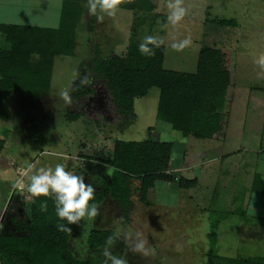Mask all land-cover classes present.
<instances>
[{"label": "rangeland", "instance_id": "obj_1", "mask_svg": "<svg viewBox=\"0 0 264 264\" xmlns=\"http://www.w3.org/2000/svg\"><path fill=\"white\" fill-rule=\"evenodd\" d=\"M152 2L155 5L153 12H132L134 18L127 10L115 12L118 13L116 18L114 15L102 14L103 19L98 20L104 22L101 27L96 24L91 25V13L86 5L83 6V10H85L82 11L80 23L76 27L74 55L55 57L52 84L48 93L43 94L39 99H22V94L17 92L6 101L11 116L6 119L0 113V177L10 184L21 177L23 178L22 183H24L28 182L30 175L38 169L54 168L59 163L63 164L66 170L83 175L85 183H92L96 189L92 173L95 171L94 174L97 173L99 179L101 178L100 164L97 162L103 161L105 158L99 159L98 152L94 150L95 142L108 143L111 146L115 140L140 142L155 139V134L160 135L159 140L173 143V164L179 166L184 158V162L181 164L183 168L193 166L190 171H183L184 177L193 178L198 174L199 171L195 170V167L201 162L200 156L204 146L209 144L192 137L182 138L178 132L167 134L155 130L157 125V88H151L145 97L137 100L135 104L137 119L123 129L114 128L109 123L107 102L101 92L88 98L83 104H77L71 108L73 112L80 111L82 115L80 118L73 121L66 118L68 99L64 97L63 93L67 91L69 94L70 82L74 79L88 77L90 54L95 46L100 48L103 57L111 54L121 55L126 43V21L132 25V33L130 31L132 38L129 45L138 47L146 35H153L162 40L161 44L166 48L163 67L167 70L191 71L197 59L196 50L202 45L201 41L205 36L207 39L204 44L207 46L220 49L224 47V43L218 42L221 39V41L231 43L233 50L231 49L230 52L234 54H232V58L237 52L234 71V81L237 82V85L240 83L255 84L257 87L264 88V69L254 63L256 57L264 53V0H183V6L187 9V13L183 20L176 25L167 23L166 18L169 10L166 7V0H152ZM234 11L242 12L240 13L242 18L239 17V13L237 16ZM236 16L243 23L240 28L222 25L220 22L222 19L233 20L230 18ZM165 24H167L166 27ZM101 29L106 30L109 37H100L99 30ZM186 37L191 38L192 42L189 46L179 51L171 47L172 43ZM86 38H90V40L88 41ZM234 38L239 39L237 44L232 41ZM9 48V44L0 37V50ZM259 93L262 103L256 107L250 104L248 112L245 113L247 119L254 115L264 116V93L261 91ZM242 94L239 92L237 100L240 104L244 100ZM91 111H97L106 124L97 127L88 118ZM242 120L243 118L235 116L230 120L231 129L229 128L227 141L230 150H241L239 145L244 140L241 138L242 129L239 127L243 125ZM148 126H151L152 130H148ZM106 135L108 139L103 141L107 137ZM103 149L105 154L109 151L107 145ZM254 157H256L255 154L240 151V153L230 155L226 161L241 162L246 160L253 169L255 168ZM215 167L213 166L212 169ZM18 171L23 175L20 176ZM238 179L235 180L236 186L242 182L240 179L239 182ZM208 181L204 179L201 187L193 192L178 191L184 195L186 200L194 196L193 204L190 201L189 203L185 201L182 208H178L176 205L179 198L178 192H176L177 187L170 183H155L154 189L150 190L149 195V200L155 202L154 205H143L138 202L137 196H134L136 222L128 226L147 237L157 253L155 256L142 257L129 250L139 258L142 264H202L207 248L208 212L214 209L221 211L217 207L218 204L212 202L209 205L207 202L210 196V188L207 187ZM135 185L133 184L132 187ZM224 187L226 186L218 184L216 189L220 191ZM240 188L242 190L241 195L237 198V204L241 207H237V204L233 203L228 209L225 208L226 211H221L228 213L230 217L233 216V219L230 218L232 220H229L228 224L221 223L217 230L219 251L221 254L227 252L231 256H250L252 254L264 256V196L252 194L249 185L245 187L241 185ZM15 190L19 191L17 188ZM197 194L200 195V200ZM25 195V198L28 195L31 197L26 188ZM164 204L167 206H163ZM28 206V203L25 206L24 204L20 205L15 209V216L11 218L7 216L6 220L26 221ZM205 214H207L208 223L206 231L203 229ZM242 214L248 216L249 219L260 217L262 227L260 229L263 233L257 228L259 225L244 224L239 217ZM71 228L70 250L76 257L85 258L88 252L87 233L91 228L98 227L85 219L78 224L71 225ZM15 232L21 234L17 228ZM120 240L129 249V245L123 239ZM73 241L75 250L71 249ZM241 244L245 245L239 246Z\"/></svg>", "mask_w": 264, "mask_h": 264}, {"label": "trees", "instance_id": "obj_2", "mask_svg": "<svg viewBox=\"0 0 264 264\" xmlns=\"http://www.w3.org/2000/svg\"><path fill=\"white\" fill-rule=\"evenodd\" d=\"M87 4L88 0H63L59 25L52 29L0 25V37L10 47L0 50V113L6 119L11 116L6 98L12 93L20 92L35 99L48 93L54 57L73 55L76 27ZM118 9L151 13L155 5L152 0H118ZM220 22L235 25L234 20ZM130 42L131 37L121 55L103 57L99 47L91 50L88 77L76 78L70 84L67 120L80 118V111L73 112L71 108L101 92L107 102L109 123L128 124L136 118L134 98L144 97L151 88H157L156 126L164 124L198 140L222 138L225 114L233 97L232 53L203 44L195 72L182 73L163 67V45L154 49V55L144 56L138 47L129 45ZM88 118L97 127L106 124L97 111H91ZM171 151L169 142L113 141L110 155L102 161L112 169L111 177L96 187L95 202L100 205L109 197L116 205L121 225L128 226L133 221L132 198L136 195L139 203L150 205V190L156 182H176L180 189L195 188L196 179L179 177L175 180V176L169 174ZM133 181L138 182L136 188L132 187ZM0 190V197L5 199L10 192L7 183L0 182ZM251 192L264 196L263 176L259 173L253 176ZM44 200L48 205L46 212L40 210ZM208 215L207 248L202 264H264V256L259 254H221L217 230L221 223L229 222L230 216L216 210H210ZM239 217L244 224L261 225L260 217L251 220L243 214ZM12 223L21 234H0V264H103L101 250L107 237L114 235L111 230H89L86 257H75L69 245L71 225H68L70 232L57 231L53 200L46 197H31L26 221L12 220ZM113 250L126 253L129 264H142L121 240L116 241Z\"/></svg>", "mask_w": 264, "mask_h": 264}, {"label": "crops", "instance_id": "obj_3", "mask_svg": "<svg viewBox=\"0 0 264 264\" xmlns=\"http://www.w3.org/2000/svg\"><path fill=\"white\" fill-rule=\"evenodd\" d=\"M62 3H63V0H0V25L20 26V27H36V28H41V29L56 28V27H58L59 22H60ZM86 7H87V5H86ZM120 10H122V9H117L116 12H119ZM130 12L132 14V18H134L132 11H130ZM234 13H236V11H234ZM238 13H236V15L238 14L239 17L242 18L241 14H240L242 12H238ZM117 16H118V13H115L114 17L116 18ZM237 16L234 18H230V19L236 20V21L234 20L235 25L233 27H235V28L239 27L240 28L243 23L240 20V18L238 19ZM91 18H92V21H91L92 26H94L96 24V25H99L101 27L102 24H104L103 21H100V22L98 21L99 19H97V15H95V14H91ZM126 22H127L126 27H125V29H126V43L124 44V50L121 52V54L126 51V48L128 46V42L130 39L129 38L130 37V31L132 33L131 23L128 21H126ZM92 28H90L91 31H92ZM99 36L104 37V38L109 37V36H107V31L104 29L99 30ZM131 38H132V35H131ZM86 39H88V41L90 40V38H86ZM206 39H207V37L204 36V38L201 41L202 45L200 46V48L205 43ZM219 41L221 43H224V47H222L220 49L229 50V51L233 50L231 43H228L227 41H221V39L218 40V42ZM232 41L235 44H237V41H239V39L234 38V39H232ZM161 45H163V44H161ZM200 48H198V50H196L197 51L196 57L198 55ZM213 48H216V47H213ZM165 49L166 48L164 47V53H165ZM216 49H219V48H216ZM56 56H58V55H56ZM55 57H54V59H55ZM233 58H234V62H233V69H232V73H231L232 84H233V97H232V100H231V103L229 106L228 113L225 114V124H224L223 130H222L224 136L222 138L217 139V140H199V141L208 142L207 144H209V145H205L204 149L201 151V154H202L200 156L201 162L198 163L197 166L195 167V170L197 169L199 172L195 177L186 178L182 175L184 170L190 171L191 167H193V166L183 168L181 166V164L184 162V158H183V160L179 166H178V164H173L174 161L172 160V151H171L170 165H169V171H168L169 174H172L175 176V180H177L179 177H182V178L187 179V180H191V179L197 180V186L195 188H190V189H180V188H178L176 182L170 183L173 186L177 187L176 192H178L180 190L183 192H187V191L193 192L197 188L201 187V183L203 182L204 179H206L208 181L210 178V181L207 182L208 183L207 187L210 188V196H209V199L207 202H209V205L212 202L218 204L217 207L221 211H226L225 208L228 209L229 207H231V205L233 203H234V205L237 204V202H238L237 198L241 195V190H242L240 188L241 185L242 186L244 185V187L249 185V188L251 190L252 180H253V176L255 173L261 174L263 176V181H264V158H263V154H264V116L263 117H257L256 115H254L252 117L249 116L250 118L247 119V116H246L247 114H245L248 112V109L250 108V104L253 105L254 107H256L260 103H262L261 102L262 98L259 96L260 95L259 92L261 91L264 93V88L257 87L255 84H250V85L246 84L245 85L244 83H240V85H237V82L234 81V71L236 68L235 67L236 66L235 61L237 60V52L235 53V57L233 56ZM163 63H164V59H163ZM196 63H197V59H196ZM196 63L194 65V68L192 67L191 71H177V70H171V71L182 72V73H194L195 69H196ZM53 66H54V61H53ZM190 66H192V64ZM52 76H53V68H52V75H51V79H50V87L52 84ZM71 83H72V81L70 82V84ZM69 88H70V86H69ZM239 92H242L243 93L242 97H244L243 103H241V104H240V102L239 103L237 102ZM15 93H17V92H15ZM15 93H12L8 98H6V101L8 99L12 98ZM18 93H20V92H18ZM21 94H22V96H21L22 99H26V98L35 99V98H32L26 94H23V93H21ZM141 98L142 97L134 98V100H133V110H134V114L136 116L134 121H136V119H137V114L135 112V104H136L137 100L141 99ZM37 99H39V98H37ZM158 99H159V90H158V95H157L156 110H157V105H158ZM233 116L240 118V119L243 118V120H242L243 125H241L239 128L242 129L241 138H242V140H244V142L241 145H239V148L241 149L239 151L236 149L230 150L227 146L228 145V143H227L228 131L230 128V120ZM134 121H132L128 124H119V125H112V126L114 128L116 127V128L123 129L124 127L132 124ZM151 126H148L147 129L152 130ZM155 130L157 132L167 133V134H171L172 132H178V131L172 130L169 126H166L164 124L160 125V126H155ZM178 133L182 136V138H191L192 137L193 139H196L191 134H189L187 136H183L181 132H178ZM255 134H257V135H255ZM159 136L160 135L155 134L156 138L155 139H149V140L161 141V140H159ZM107 139H108V136L106 138H104L103 141H106ZM196 140H198V139H196ZM161 142H164V141H161ZM169 143L172 144V149H173V143L172 142H169ZM93 145H94V150H96V152H98L99 159L106 158L110 155V147H111L110 144H108V143L104 144L103 142H100V143L95 142ZM106 145L108 146L109 151L105 154V153H103V151H104L103 147ZM240 151L241 152L245 151V153L248 152V153L256 155V157H254L255 158V163H254L255 168L251 169L252 166L248 165L246 160L245 161L242 160L241 162L240 161H235V162L226 161L229 159L230 155L240 153ZM97 163L100 164V173L102 174V176L99 179L98 174L97 173L94 174L95 171L92 173L94 180H95V187H98L99 185H101V183L109 180L111 177V173H112V169L109 168L108 166H106L101 160H99ZM210 164H212V165L209 166ZM222 165L225 167H223ZM213 166H216V167L214 169H212ZM207 176H208V178H206ZM236 178H239L240 180H242L240 185L237 184L239 186V188H238V186H236V182H235ZM239 179H238V181H239ZM0 182L7 183L8 187L10 189V192L8 193V195L6 196L5 199L0 197V234L16 235V232H15L16 226L12 223V221H8L6 219H7V216H10V218L15 216V209H17L20 205L22 206L24 204V206H25L27 203L28 204L30 203L31 197H29V195H28V197L25 198V196H26L25 195V188H26L29 181L22 183L23 178H20V179L18 178V179H15L12 184H10L7 180L0 177ZM133 184H136L135 187H137L138 182L133 181ZM218 184L222 185V186H226V187H224L220 191L219 190L217 191L216 187H218ZM15 188H17V190H19V191H16ZM170 188H172V187H170ZM217 193H218V196H217ZM214 194H215V197H214ZM197 196H198V199L200 200V195L197 194ZM242 196L244 197L243 193H242ZM23 197H24V199H23ZM178 197L179 198L177 199V202H176V205L178 206V208H182V206L185 205V201H187L188 203L190 201L193 204L194 196L191 199L186 200L184 198V195L181 192H178ZM133 198H132V201H133L134 206H133V211H132V220H133L132 223H135L136 222L135 221L136 218L134 216L135 202H134ZM244 199H245V197H244ZM154 204H155V202H151L150 205H154ZM98 206H99V214L94 220L91 221L93 225H96V227H98L95 229L111 230L114 232L115 225L117 223H119L121 225L120 219H119L118 214H117V209H116L115 203L109 197H106L104 199V201ZM163 206H167V205L164 204ZM239 206L241 207V205L237 204V207H239ZM112 208H113V211H112ZM214 210H216V209H214ZM216 211H219V210H216ZM221 211H219V212H221ZM223 213H226V212H223ZM111 216H113V218H111ZM160 216L162 217V215H160ZM160 216H158V217H160ZM230 218L233 219V216ZM15 220H17V219H15ZM124 227H131V226H124ZM257 228H259V230L262 229L261 225H259ZM91 229H94V228H91ZM233 230H232V232H233ZM260 232L263 233L262 230ZM69 245H70V243H69ZM244 245L241 244L239 246H244ZM72 247L73 248H71V249L75 250L74 241H73ZM252 255H256V254H252ZM80 259H82V258H80Z\"/></svg>", "mask_w": 264, "mask_h": 264}, {"label": "clouds", "instance_id": "obj_4", "mask_svg": "<svg viewBox=\"0 0 264 264\" xmlns=\"http://www.w3.org/2000/svg\"><path fill=\"white\" fill-rule=\"evenodd\" d=\"M87 7L91 14L97 15V19H103L102 14H115L118 9V0H88ZM166 7L169 10L166 18L167 23L172 25L181 22L187 13V9L183 6V0H166ZM166 26L167 24H165ZM191 42V38L186 37L172 43L171 47L179 51L189 46ZM161 43L162 40L156 36L146 35L139 43L138 51L141 55L152 56L154 49L159 47ZM254 63L264 69V53L257 56ZM63 95L66 99H70L67 91ZM26 190L33 198L46 197L53 200L55 215L58 219L56 228L59 232H70L71 229L68 225L78 224L85 219L92 221L99 214V206L94 200L95 188L93 184L85 183L83 175H77L66 170L63 164L58 163L54 168L38 169L30 175ZM47 208V200L41 201L40 210L46 212ZM206 216L207 214H205L203 222L205 231L208 228ZM120 239L129 245L131 252L139 256L149 257L157 254L155 247L140 231L117 223L114 227V235L107 237L101 250L104 257L103 264H129L126 253H117L113 250L116 241Z\"/></svg>", "mask_w": 264, "mask_h": 264}, {"label": "built area", "instance_id": "obj_5", "mask_svg": "<svg viewBox=\"0 0 264 264\" xmlns=\"http://www.w3.org/2000/svg\"><path fill=\"white\" fill-rule=\"evenodd\" d=\"M19 173L21 174L20 176H22V175H23V173H22V172H19ZM20 178H21V177H20ZM20 178H19V179H20Z\"/></svg>", "mask_w": 264, "mask_h": 264}]
</instances>
